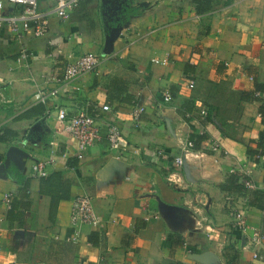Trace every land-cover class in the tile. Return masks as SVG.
I'll list each match as a JSON object with an SVG mask.
<instances>
[{
    "label": "crops",
    "instance_id": "1",
    "mask_svg": "<svg viewBox=\"0 0 264 264\" xmlns=\"http://www.w3.org/2000/svg\"><path fill=\"white\" fill-rule=\"evenodd\" d=\"M51 1L39 7L45 36L18 41L0 29V132L14 136L0 142V264H264V240L247 245L264 237V163L250 157L264 137V0H81L66 20ZM86 53L101 59L98 70L40 104L39 91ZM135 106L145 109L138 127ZM56 107L95 119L99 139L81 160ZM112 124L117 150L106 139ZM53 157L48 175L61 172L71 198L50 224L32 166ZM237 171L253 191L236 190ZM23 189L24 225L9 228L4 196ZM84 195L100 228L70 223ZM233 209L244 213L243 234Z\"/></svg>",
    "mask_w": 264,
    "mask_h": 264
},
{
    "label": "built area",
    "instance_id": "2",
    "mask_svg": "<svg viewBox=\"0 0 264 264\" xmlns=\"http://www.w3.org/2000/svg\"><path fill=\"white\" fill-rule=\"evenodd\" d=\"M53 13L60 20H66L78 6L81 0H53ZM11 9V12L8 11ZM18 9L15 13L14 10ZM7 26L16 40H20L23 34L31 32L34 37L40 38L45 36L48 32V19L45 14L39 10V0H6L0 1V29ZM22 58L25 56L22 55ZM101 64V59L93 54L86 53L78 57L73 63L67 64L63 70L62 75L55 81L56 88L50 90H40L38 102L46 105L51 99L58 97L61 89L66 88L73 81L86 74L95 73ZM162 99L168 103L172 100L170 92L165 90L162 93ZM102 112H108L109 108L103 106ZM145 109L143 107L135 106L131 111V119L136 127L139 126L141 116ZM56 119L60 125L64 126V130L77 142L76 158L81 160L83 154L93 146L94 142L99 139V129L96 125L94 117L88 114V110L80 108L75 115H69L68 111L62 107H56ZM106 139L110 150H117L120 146L122 134L116 125H110L107 129ZM191 147V145H190ZM210 150L214 153L220 152L219 144L212 142ZM259 163H264V155L256 157ZM55 158H49L42 162H37L32 166V177L45 178L48 176L47 167L55 164ZM255 162V161H254ZM183 159L176 158L175 166L181 167ZM235 171H233L234 173ZM244 176L245 172L237 171ZM236 172V173H237ZM240 175V176H242ZM246 176V175H245ZM244 176V177H245ZM174 184L178 181H172ZM180 182V181H179ZM243 186L247 191H253L255 186L246 177L243 181ZM13 198L12 194L5 195L4 200L8 204ZM230 201L231 199L228 198ZM234 229L243 234L247 230V222L244 213L238 209L231 210ZM70 223L73 227L89 226L92 228H100V219L95 215L90 196L76 197L71 206ZM74 240V239H73ZM264 237L260 233H253L247 238V245L250 248L256 249ZM253 259H259V255L254 251Z\"/></svg>",
    "mask_w": 264,
    "mask_h": 264
},
{
    "label": "trees",
    "instance_id": "3",
    "mask_svg": "<svg viewBox=\"0 0 264 264\" xmlns=\"http://www.w3.org/2000/svg\"><path fill=\"white\" fill-rule=\"evenodd\" d=\"M256 91L260 94H264V85H258ZM90 111V110H89ZM260 111H264V105H262ZM42 110H38V114H41ZM13 134L10 131L3 130L0 132V142H7L8 139L13 138ZM258 155H264V137L256 143V150L250 154V157L259 163L256 157ZM1 160V158H0ZM234 185L238 188L236 190L243 191V185H237L239 179H233ZM239 184V183H238ZM70 185L63 180V174L61 172H53L47 177L40 179L39 183V192L41 195H44L49 198V210H48V221L50 224L54 223L58 204L62 201L70 200ZM26 189L19 191V194L12 198L9 209L6 212L5 221L8 223L9 228L16 226L21 228L24 225L25 214L21 211L26 207L24 201L28 198L25 194ZM263 208V207H262ZM93 243V242H92Z\"/></svg>",
    "mask_w": 264,
    "mask_h": 264
},
{
    "label": "rangeland",
    "instance_id": "4",
    "mask_svg": "<svg viewBox=\"0 0 264 264\" xmlns=\"http://www.w3.org/2000/svg\"><path fill=\"white\" fill-rule=\"evenodd\" d=\"M52 2L51 0H39V7H46L48 4Z\"/></svg>",
    "mask_w": 264,
    "mask_h": 264
},
{
    "label": "water",
    "instance_id": "5",
    "mask_svg": "<svg viewBox=\"0 0 264 264\" xmlns=\"http://www.w3.org/2000/svg\"><path fill=\"white\" fill-rule=\"evenodd\" d=\"M109 0H106L105 3L107 4ZM117 7L116 6H110L108 9V14L111 13L112 11H116Z\"/></svg>",
    "mask_w": 264,
    "mask_h": 264
}]
</instances>
